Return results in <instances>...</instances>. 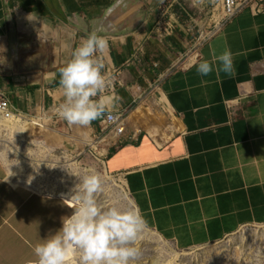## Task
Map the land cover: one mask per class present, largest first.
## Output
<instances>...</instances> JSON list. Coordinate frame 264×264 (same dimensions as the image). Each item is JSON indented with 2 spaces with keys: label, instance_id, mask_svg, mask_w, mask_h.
Masks as SVG:
<instances>
[{
  "label": "crops",
  "instance_id": "1",
  "mask_svg": "<svg viewBox=\"0 0 264 264\" xmlns=\"http://www.w3.org/2000/svg\"><path fill=\"white\" fill-rule=\"evenodd\" d=\"M122 1L0 0V89L19 112L48 110L43 118L51 119L49 109L63 100L58 69L96 31L108 44L102 95L117 99L90 126L102 132L100 117L126 113L152 86L173 118L168 129L176 132L160 145L112 128L103 157L106 172L123 177L147 229L185 249L264 225V11L257 12L264 0H251L179 68V40L152 36L147 15L131 30L99 28ZM225 49L231 75L196 72L200 60L216 63ZM72 211L58 196L14 186L0 160V264H34V246Z\"/></svg>",
  "mask_w": 264,
  "mask_h": 264
},
{
  "label": "rangeland",
  "instance_id": "2",
  "mask_svg": "<svg viewBox=\"0 0 264 264\" xmlns=\"http://www.w3.org/2000/svg\"><path fill=\"white\" fill-rule=\"evenodd\" d=\"M219 2L123 0L100 21L99 28L104 32L131 30L147 15L152 36L162 42L167 38L179 40L182 47L173 57L178 68L184 67L195 60L196 51L214 32ZM57 108L49 109L55 111L51 119H44L45 128L31 127L26 133L16 127V122L7 123L0 117V160L6 166L12 184L41 195L61 196L74 204L69 197L76 190L75 185L81 177L94 172L102 180V191L96 194L98 204L117 203L126 207L129 195L121 183L123 177L109 174L102 163L111 144L108 143L111 129L101 127L100 132L91 126H70L58 116ZM137 108H140L141 115L134 119L131 113ZM169 112L156 86H152L131 109L120 113L117 128L145 133L160 145L176 132L168 129L173 122ZM39 117L43 116L37 112L21 122L39 124L36 122ZM150 127L161 130L164 136H150ZM81 140H88L91 144L82 145ZM135 246L139 255L129 264H264V225L243 227L222 241L185 249L162 240L146 228ZM79 256V250H74L68 264H79Z\"/></svg>",
  "mask_w": 264,
  "mask_h": 264
},
{
  "label": "clouds",
  "instance_id": "3",
  "mask_svg": "<svg viewBox=\"0 0 264 264\" xmlns=\"http://www.w3.org/2000/svg\"><path fill=\"white\" fill-rule=\"evenodd\" d=\"M108 47L106 39L90 32L72 50L71 58L58 69L63 100L57 114L68 125L90 127L117 97L103 94L109 85L102 69V54ZM216 63L200 60L196 72L207 76L215 71L234 72L231 51L225 49L214 57ZM70 199L74 209L61 221V226L33 248L34 264H68L70 254L79 250V264H129L139 255L136 241L147 228V222L134 198L127 197V206L117 203L98 204L96 194L102 191L101 177L84 175L75 185Z\"/></svg>",
  "mask_w": 264,
  "mask_h": 264
},
{
  "label": "built area",
  "instance_id": "4",
  "mask_svg": "<svg viewBox=\"0 0 264 264\" xmlns=\"http://www.w3.org/2000/svg\"><path fill=\"white\" fill-rule=\"evenodd\" d=\"M250 2L251 0H246L243 3L239 4L238 0H220L218 4V7H219L218 15L216 17V20L214 21L215 30L211 35H209L206 38L205 41L209 40L210 38L218 34L221 31V29L227 23L235 19L238 16V14ZM260 11H264V6H261L257 10V12H260ZM45 112H46L45 110H41L39 112V115L43 116V113ZM0 117L6 121H10V120L24 121L27 119V115L15 109L11 100L9 99L7 94L2 89H0ZM120 119H121V114H118V113L106 114L104 117H102V119L99 118L100 125L103 126L104 129H112V128L118 127ZM115 176H118V175H115Z\"/></svg>",
  "mask_w": 264,
  "mask_h": 264
},
{
  "label": "bare ground",
  "instance_id": "5",
  "mask_svg": "<svg viewBox=\"0 0 264 264\" xmlns=\"http://www.w3.org/2000/svg\"><path fill=\"white\" fill-rule=\"evenodd\" d=\"M244 1H246V0H238V2H239V4L240 3H243ZM163 99V98H162ZM165 99V98H164ZM164 99H163V102L165 103V101H164ZM162 101V100H161ZM141 114H140V108H137L134 112H132L131 113V116H133L134 117V119L136 118V119H138V117L140 116ZM38 121H39V124H34V125H32L30 122H27V123H23V122H21V121H15V120H10V121H6L7 123H15L16 122V124H17V128H19L21 131H23L24 133H26L31 127H39V128H43V121H44V118L43 117H39L38 118ZM171 127V126H170ZM169 128V127H168ZM43 131V130H42ZM148 132L150 133V135L151 134H155V135H163V133H161V130H159V129H156V128H153V127H150V128H148ZM164 136V135H163ZM82 143V145H90L91 144V142L90 141H83V142H81ZM22 155V154H21ZM22 158L23 159H27V157L25 156V155H22ZM102 164V163H101ZM58 197H60V198H62L66 203H67V205L73 210L74 209V204L73 203H70V202H68L67 200H65L64 199V197H61V196H58ZM24 249H26V248H24ZM19 251V250H18ZM17 251V252H18Z\"/></svg>",
  "mask_w": 264,
  "mask_h": 264
},
{
  "label": "water",
  "instance_id": "6",
  "mask_svg": "<svg viewBox=\"0 0 264 264\" xmlns=\"http://www.w3.org/2000/svg\"><path fill=\"white\" fill-rule=\"evenodd\" d=\"M100 119H102V117H100Z\"/></svg>",
  "mask_w": 264,
  "mask_h": 264
}]
</instances>
